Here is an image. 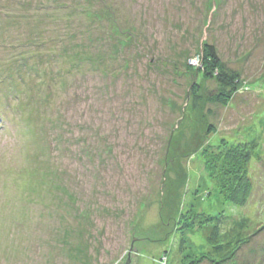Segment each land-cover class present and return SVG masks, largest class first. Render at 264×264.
Returning <instances> with one entry per match:
<instances>
[{"label":"rangeland","instance_id":"rangeland-1","mask_svg":"<svg viewBox=\"0 0 264 264\" xmlns=\"http://www.w3.org/2000/svg\"><path fill=\"white\" fill-rule=\"evenodd\" d=\"M72 1L0 0V264H264V0Z\"/></svg>","mask_w":264,"mask_h":264},{"label":"trees","instance_id":"trees-1","mask_svg":"<svg viewBox=\"0 0 264 264\" xmlns=\"http://www.w3.org/2000/svg\"><path fill=\"white\" fill-rule=\"evenodd\" d=\"M73 1H74L75 5H79V4L84 5V3H88L90 0H83V2H81L82 0H73ZM61 2H59V3L68 4V3H66V1L65 2L61 1ZM77 2H79V3H77ZM91 2L94 3L93 0H91ZM70 4H68L67 7L71 6ZM54 8H59V5L55 6ZM76 8H77V6H76ZM85 14H86L85 15L86 18H89L88 21H90V18H91V23H92V21L94 22L95 18H97V17L102 18L101 15L99 17V15L96 14V12L92 13V11L90 13L87 12ZM87 24H89V23H87ZM27 28H28V31L30 32V36H32L33 38L37 35V33L39 31L41 32V33L39 32V35L43 34V33L51 34V32H52V30L50 32H47L49 27H44V28L38 29L37 27L31 25V23L27 24ZM82 32L75 30L74 33H72V30H70L69 35H66V37L73 35V38H74V36L76 34H77V37H81L85 33H88L89 35L94 33V31L90 32L89 27L85 28L84 31H82ZM80 33H81V35H79ZM56 36H58V35H56ZM32 39L31 40L27 39L28 43L26 41L22 42V39H20L19 40V46L20 45L24 46L25 43L32 44V42H33ZM31 46L32 47H30V48L33 49V51L38 50L36 45H31ZM35 52H37V51H35ZM57 55H58L57 57H59V55H61V53H57ZM197 58L199 59V66H196V68H197V70L201 71L206 78L214 79L219 84H221V87L225 86L226 88H230L231 90L236 89L238 87V85L240 84V82H241L240 74L236 70L229 68L225 63H223L220 60V58L217 55L215 48L212 44H208V43L203 44L202 49H201V54L198 55ZM193 68H195V67H193Z\"/></svg>","mask_w":264,"mask_h":264},{"label":"water","instance_id":"water-1","mask_svg":"<svg viewBox=\"0 0 264 264\" xmlns=\"http://www.w3.org/2000/svg\"><path fill=\"white\" fill-rule=\"evenodd\" d=\"M135 261H136V255L132 254V253H130V255H129V253H128V257H125L123 262L120 264H135Z\"/></svg>","mask_w":264,"mask_h":264}]
</instances>
